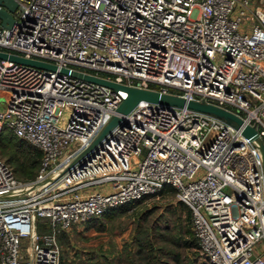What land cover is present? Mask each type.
<instances>
[{
	"label": "built area",
	"instance_id": "2783aa9c",
	"mask_svg": "<svg viewBox=\"0 0 264 264\" xmlns=\"http://www.w3.org/2000/svg\"><path fill=\"white\" fill-rule=\"evenodd\" d=\"M14 1L0 51L57 68L0 58V126L42 152L26 181L0 157V264H60L61 231L166 185L208 262L264 264L261 160L241 128L141 101L87 150L127 92L61 71L217 105L264 140V0Z\"/></svg>",
	"mask_w": 264,
	"mask_h": 264
},
{
	"label": "rangeland",
	"instance_id": "374dc122",
	"mask_svg": "<svg viewBox=\"0 0 264 264\" xmlns=\"http://www.w3.org/2000/svg\"><path fill=\"white\" fill-rule=\"evenodd\" d=\"M3 99L0 94V101ZM3 129L0 126L2 135L9 134ZM144 154L145 150L140 157ZM40 220L48 223L47 219ZM87 223L65 230L68 236L67 240L60 239V264H138L146 257L164 258L170 264L208 262L189 232L191 221L186 206L177 200L173 190L147 196L113 216ZM185 241L189 243L184 245ZM175 254L180 256V262L173 259Z\"/></svg>",
	"mask_w": 264,
	"mask_h": 264
},
{
	"label": "water",
	"instance_id": "95a60500",
	"mask_svg": "<svg viewBox=\"0 0 264 264\" xmlns=\"http://www.w3.org/2000/svg\"><path fill=\"white\" fill-rule=\"evenodd\" d=\"M0 24L2 26L10 27L14 18L12 12L16 9L17 4L14 0H0ZM0 58H9L11 60L30 64L38 67H43L50 70H55L57 67L55 64L44 62L41 60L25 58L16 54H9L6 52L0 51ZM62 72L70 73L74 76L80 77L82 79L98 83L104 86H107L111 89L118 90L123 89L127 92V96L121 100L119 105L116 108V112L112 115L110 120L104 125V127L99 131L96 137L93 139L88 149L95 146L99 143L107 134L116 126H125L126 125V116L131 112L141 101H146L149 103L161 104L166 106H178L212 114L216 117H219L232 125L234 128H241L242 134L250 141V143L256 149L258 156L261 160L262 172H263V182H264V140L257 132L256 128L244 124L242 118L235 114L234 112L219 107L214 104L198 101H186L185 99L175 96L172 94H164L156 90H150L145 88H139L135 86H129L123 83H118L107 78L97 76L95 74H90L82 71L71 70L69 68H61ZM86 150V151H87ZM84 152L71 164L76 162Z\"/></svg>",
	"mask_w": 264,
	"mask_h": 264
},
{
	"label": "trees",
	"instance_id": "16d2710c",
	"mask_svg": "<svg viewBox=\"0 0 264 264\" xmlns=\"http://www.w3.org/2000/svg\"><path fill=\"white\" fill-rule=\"evenodd\" d=\"M3 130L9 133L6 135L4 134L2 135L0 133V154L5 156L4 161H6L11 166L15 176L18 179L25 180V181L34 179L38 172L39 166H40V160H41V155H42L41 150L38 147L31 144L30 142L17 137L8 128L4 127ZM165 190L175 191V189L170 185H166L160 192H164ZM142 199L143 198L138 199V200H133L123 205L112 208L108 210L107 212H105L102 216H113L115 212L126 210L132 204L139 202ZM184 205L186 206V213H187L188 220L191 221V210L186 204ZM102 216H99L97 218H101ZM95 219L96 218H92L86 221V223L88 222L87 225H89ZM37 229L39 232L40 231L45 232L49 229V226L44 221L39 220L37 223ZM189 232L193 235L194 239L196 240V244L198 246V242L194 235L192 227H190ZM66 235L68 236L66 231H61L58 234L59 244H60V239L67 240ZM188 243L189 241H185L184 245H187ZM145 259H146L145 262H141V263L139 262L138 264H170L164 258H156L155 260H149V258L146 257ZM173 259L178 262L181 261L180 256H178L177 254L174 255ZM200 264H212V263L207 262V261H202Z\"/></svg>",
	"mask_w": 264,
	"mask_h": 264
},
{
	"label": "crops",
	"instance_id": "0c3cea01",
	"mask_svg": "<svg viewBox=\"0 0 264 264\" xmlns=\"http://www.w3.org/2000/svg\"><path fill=\"white\" fill-rule=\"evenodd\" d=\"M197 264V263H196Z\"/></svg>",
	"mask_w": 264,
	"mask_h": 264
}]
</instances>
